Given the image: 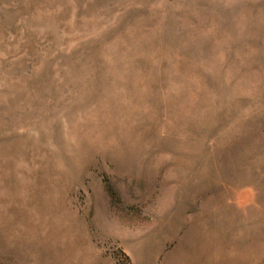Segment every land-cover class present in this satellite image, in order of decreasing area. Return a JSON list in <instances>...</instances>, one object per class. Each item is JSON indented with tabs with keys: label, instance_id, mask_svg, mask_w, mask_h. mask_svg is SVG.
I'll use <instances>...</instances> for the list:
<instances>
[{
	"label": "rangeland",
	"instance_id": "374dc122",
	"mask_svg": "<svg viewBox=\"0 0 264 264\" xmlns=\"http://www.w3.org/2000/svg\"><path fill=\"white\" fill-rule=\"evenodd\" d=\"M0 264H264V0H0Z\"/></svg>",
	"mask_w": 264,
	"mask_h": 264
}]
</instances>
